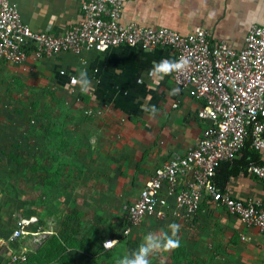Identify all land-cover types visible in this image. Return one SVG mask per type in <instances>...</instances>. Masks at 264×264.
Segmentation results:
<instances>
[{
    "label": "crops",
    "instance_id": "crops-1",
    "mask_svg": "<svg viewBox=\"0 0 264 264\" xmlns=\"http://www.w3.org/2000/svg\"><path fill=\"white\" fill-rule=\"evenodd\" d=\"M10 1L18 5L22 21L34 32L64 35L80 17L78 0ZM121 22L166 27L183 35L202 28L210 41H224L239 50L244 47L249 29L264 23V0H131L124 5ZM161 59L175 60V54L169 48L145 51L119 46L105 52H62L43 59L29 53L25 65L3 64L15 78L58 92L68 105L86 114L107 110L121 124L130 147L125 154L124 172L111 186L130 203L138 198L144 182L158 168L197 144L210 124L198 117L203 102L175 84L173 71L149 75L153 63ZM82 70L90 81L84 91L79 83ZM73 78L77 83H72ZM251 162L264 165V149L255 150L247 141L234 161L217 167L215 180L235 199L264 202V181L248 172ZM156 221L166 226L179 225L180 244L170 252L177 264L212 263L211 245L214 251H222L216 258L220 264H264V232L245 226L237 216L208 198L193 224L174 218ZM138 229L109 251L100 244L101 252L94 257L81 256L79 248L78 253L43 264H82L91 260L94 264H118L121 258L130 256L133 245L126 240L139 234ZM120 235L121 232L114 237Z\"/></svg>",
    "mask_w": 264,
    "mask_h": 264
},
{
    "label": "built area",
    "instance_id": "built-area-1",
    "mask_svg": "<svg viewBox=\"0 0 264 264\" xmlns=\"http://www.w3.org/2000/svg\"><path fill=\"white\" fill-rule=\"evenodd\" d=\"M78 1V21L58 36L32 31L16 3L0 0V61L25 65L29 53L43 59L119 46L145 51L169 48L175 60L187 61L182 70L172 72L175 84L203 102L198 117L210 122L197 144L185 154L174 155L144 182L138 198L126 206L120 237L105 238L102 249L109 251L129 238L147 218L193 224L207 198L245 226L264 232V202L235 199L215 180L217 167L234 161L247 141L255 150L264 149V23L251 27L244 47L236 50L224 41H210L202 28L183 35L166 27L123 24L124 5L131 0ZM248 172L264 181V165L251 162ZM29 223H16L9 246L30 233ZM106 241L110 246L105 247ZM30 257L26 247L10 249L1 255L0 264H28Z\"/></svg>",
    "mask_w": 264,
    "mask_h": 264
},
{
    "label": "rangeland",
    "instance_id": "rangeland-1",
    "mask_svg": "<svg viewBox=\"0 0 264 264\" xmlns=\"http://www.w3.org/2000/svg\"><path fill=\"white\" fill-rule=\"evenodd\" d=\"M14 76L0 61V257L23 247L31 264L54 263L79 248L81 256L94 257L105 238L122 232L129 203L111 186L124 172L130 147L121 124L107 110L86 114L58 92ZM23 220L30 233L9 246L13 227ZM138 227L139 234L126 240L130 255L146 234L168 228L148 218ZM212 246V263L203 264H220L222 251ZM171 251L153 252L149 264H177Z\"/></svg>",
    "mask_w": 264,
    "mask_h": 264
},
{
    "label": "clouds",
    "instance_id": "clouds-1",
    "mask_svg": "<svg viewBox=\"0 0 264 264\" xmlns=\"http://www.w3.org/2000/svg\"><path fill=\"white\" fill-rule=\"evenodd\" d=\"M187 64L185 59L170 60L161 59L159 62H154L152 68L149 70V75L167 74L171 71L182 70ZM72 83H77V79L73 78ZM79 83L81 91L87 89L90 81L87 77V72L82 70L79 74ZM175 92V90H173ZM169 232H163L160 235L148 233L144 236L143 242L134 250L130 256H125L118 261V264H149V256L153 252L163 249L170 250L179 246L180 241L176 239V233L179 225L170 223L168 225ZM110 246V241L105 242V247Z\"/></svg>",
    "mask_w": 264,
    "mask_h": 264
},
{
    "label": "trees",
    "instance_id": "trees-1",
    "mask_svg": "<svg viewBox=\"0 0 264 264\" xmlns=\"http://www.w3.org/2000/svg\"><path fill=\"white\" fill-rule=\"evenodd\" d=\"M248 142H249V141H248ZM31 257H32V256H31ZM31 257H30V259H29L28 264H31V263H30ZM38 264H43V262H39Z\"/></svg>",
    "mask_w": 264,
    "mask_h": 264
},
{
    "label": "bare ground",
    "instance_id": "bare-ground-1",
    "mask_svg": "<svg viewBox=\"0 0 264 264\" xmlns=\"http://www.w3.org/2000/svg\"><path fill=\"white\" fill-rule=\"evenodd\" d=\"M35 220V219H34Z\"/></svg>",
    "mask_w": 264,
    "mask_h": 264
}]
</instances>
